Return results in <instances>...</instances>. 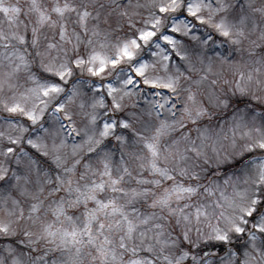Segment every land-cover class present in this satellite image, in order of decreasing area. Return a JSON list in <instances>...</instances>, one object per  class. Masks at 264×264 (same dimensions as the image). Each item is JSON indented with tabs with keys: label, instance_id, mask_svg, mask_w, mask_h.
Segmentation results:
<instances>
[{
	"label": "snow or ice",
	"instance_id": "obj_1",
	"mask_svg": "<svg viewBox=\"0 0 264 264\" xmlns=\"http://www.w3.org/2000/svg\"><path fill=\"white\" fill-rule=\"evenodd\" d=\"M0 264H264V0H0Z\"/></svg>",
	"mask_w": 264,
	"mask_h": 264
}]
</instances>
